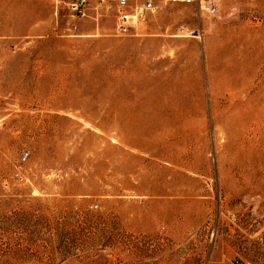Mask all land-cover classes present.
<instances>
[{"label": "rangeland", "instance_id": "obj_1", "mask_svg": "<svg viewBox=\"0 0 264 264\" xmlns=\"http://www.w3.org/2000/svg\"><path fill=\"white\" fill-rule=\"evenodd\" d=\"M73 1L0 0V264H264V0Z\"/></svg>", "mask_w": 264, "mask_h": 264}, {"label": "built area", "instance_id": "obj_2", "mask_svg": "<svg viewBox=\"0 0 264 264\" xmlns=\"http://www.w3.org/2000/svg\"><path fill=\"white\" fill-rule=\"evenodd\" d=\"M169 3H184V4H198L200 10L209 15H216L220 11L223 0H167ZM91 0H74L70 3V9L72 14L78 18H84L89 16ZM93 7L97 11L99 9L114 2L117 28L119 31L125 32L129 26L138 18L144 15L147 10L154 9V5L150 0H147L143 4H137L132 10L129 9L128 0H94ZM94 17H97L95 14ZM74 29H77L76 25H73ZM179 34H192L194 30H189L184 26L177 28Z\"/></svg>", "mask_w": 264, "mask_h": 264}, {"label": "bare ground", "instance_id": "obj_3", "mask_svg": "<svg viewBox=\"0 0 264 264\" xmlns=\"http://www.w3.org/2000/svg\"><path fill=\"white\" fill-rule=\"evenodd\" d=\"M260 131H264V125L263 127H260ZM264 142V141H263ZM264 146V145H263ZM262 146V147H263ZM242 165H244L240 171L241 179H243L246 182H253L255 180V170L253 169V163L252 160L249 158H244L242 161ZM256 167V165H255ZM264 167V165H263ZM262 167V168H263ZM259 169V168H258ZM261 171V170H260ZM262 173V172H261ZM260 179V178H259ZM258 179V180H259ZM240 180V179H239ZM257 181V180H256ZM242 183V182H241ZM245 183V182H244ZM253 185V183H252ZM256 185V184H255ZM258 188V187H257ZM254 189V188H253Z\"/></svg>", "mask_w": 264, "mask_h": 264}]
</instances>
